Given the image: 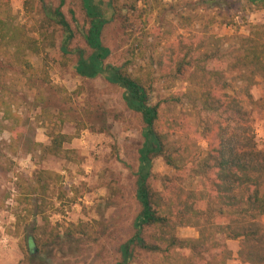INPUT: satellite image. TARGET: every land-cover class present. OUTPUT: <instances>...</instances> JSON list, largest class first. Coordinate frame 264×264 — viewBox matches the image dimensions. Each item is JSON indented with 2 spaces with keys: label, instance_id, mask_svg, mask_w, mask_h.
I'll use <instances>...</instances> for the list:
<instances>
[{
  "label": "rangeland",
  "instance_id": "374dc122",
  "mask_svg": "<svg viewBox=\"0 0 264 264\" xmlns=\"http://www.w3.org/2000/svg\"><path fill=\"white\" fill-rule=\"evenodd\" d=\"M32 1L0 0V16L10 15L29 35L39 39L45 12L55 10L62 0H35L33 9ZM109 1L94 0L103 9ZM117 1L119 6L137 3L138 12L123 10L105 28L103 44L111 51L107 64L127 66L133 72H148L151 58L176 46L180 36L194 41L207 35L220 38L224 40V53H228L239 38L251 35L252 26L264 25V10L247 14L246 19L241 14L236 17L235 10L227 12L237 0L215 4L209 0ZM171 6L195 17L186 31L179 28ZM63 11L75 35L71 55L59 60L50 55L27 54L26 59L38 71L36 76L24 77L17 67L0 74V198L5 200L0 211V264H116L119 247L134 234V220L139 213L136 173L144 124L139 114L126 107L122 89L104 78L91 80L77 74V51L84 50L86 57L91 53L78 34L87 26L82 0H64ZM148 12L152 19H148ZM124 21L133 23L136 30H124ZM47 32L53 35V29ZM54 35L59 51L62 33L58 30ZM236 79L237 75L229 78L233 89L239 91L243 86ZM184 87L182 82L158 81L151 102L183 91ZM250 94L251 100L244 99L243 105L255 117L256 139L264 150L261 76L256 77ZM184 109L175 112L180 119L185 115L176 140L188 154L203 158L207 140L201 136L199 123ZM55 133L72 140L64 146L62 156H46L43 148L50 145ZM44 172L56 177H45L44 184L36 185ZM152 172L158 178L176 176L162 158L155 160ZM154 185L155 189L161 188L160 182ZM197 189V181L177 180L169 184V195L183 198ZM18 197L29 202L17 205ZM38 209L44 212L43 220L33 212ZM260 224L264 228V217ZM71 225H86L87 234L68 236ZM33 227H45L60 235L41 252L33 247L34 253L27 258L23 248H27L26 235ZM177 236L192 240L198 234L196 229L184 227L177 229ZM231 248L237 251V244ZM134 264H161V260L138 252ZM228 264L241 262L233 259Z\"/></svg>",
  "mask_w": 264,
  "mask_h": 264
},
{
  "label": "trees",
  "instance_id": "16d2710c",
  "mask_svg": "<svg viewBox=\"0 0 264 264\" xmlns=\"http://www.w3.org/2000/svg\"><path fill=\"white\" fill-rule=\"evenodd\" d=\"M219 1L223 0L208 2ZM26 4L29 6V2ZM63 6L64 0L52 12H45L39 39L29 35L10 15L0 16V74L17 67L24 77L36 76L38 71L26 59L27 54L50 55L59 60L71 55L75 35ZM82 8L87 26L78 34L91 53L86 57L84 50L77 51V74L91 80L101 77L122 89L126 107L139 114L144 124L136 173L139 213L133 236L119 247L116 264H134L138 252L161 260V264H228L233 259L241 264H264V228L260 224L264 217V150L256 139L255 117L243 105L244 99L252 98L250 91L256 77L264 79V25L252 26L251 35L239 38L228 53H224V40L220 38L207 35L194 41L180 36L176 46L151 58L148 72H133L127 66L107 64L111 51L103 44V33L123 10L137 13V3L119 6L117 0H110L103 9L94 0H82ZM171 8L181 30L192 26L195 17L179 7ZM226 10H235L236 17L241 14L246 19L245 15L264 10V0H237ZM152 16L148 12V19ZM49 28L53 35L47 32ZM123 28L136 30L129 21L123 22ZM58 30L62 33L59 51L54 35ZM235 75L243 86L239 91L229 80ZM158 81L182 82L185 87L153 104L151 96ZM179 108H187L199 123L201 136L207 140L205 157L188 154L178 144L176 138L185 122V115L180 119L175 114ZM71 140L68 135L55 133L50 145L43 148L44 155L62 156ZM160 158L175 171L174 178L153 174L154 162ZM52 176L56 177L41 173L35 184L42 185L45 177ZM177 180L197 181L198 189L183 198L169 195V184ZM155 182L161 183L160 189H155ZM21 198L16 199L17 205L29 202ZM4 205L5 200L0 198V211ZM33 212L43 220L41 209ZM184 227L196 229L197 238L180 239L177 229ZM87 229L86 225H71L66 234L83 235ZM59 235L45 227H33L26 235L27 248L23 252L29 258L33 247L41 252ZM234 244L237 251L231 248Z\"/></svg>",
  "mask_w": 264,
  "mask_h": 264
}]
</instances>
